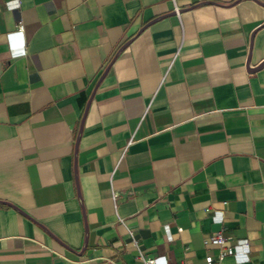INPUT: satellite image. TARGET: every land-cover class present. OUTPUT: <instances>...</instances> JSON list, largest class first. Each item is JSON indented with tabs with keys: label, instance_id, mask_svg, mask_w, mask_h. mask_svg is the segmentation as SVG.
<instances>
[{
	"label": "crops",
	"instance_id": "1",
	"mask_svg": "<svg viewBox=\"0 0 264 264\" xmlns=\"http://www.w3.org/2000/svg\"><path fill=\"white\" fill-rule=\"evenodd\" d=\"M175 5L0 0V264H264V0Z\"/></svg>",
	"mask_w": 264,
	"mask_h": 264
},
{
	"label": "built area",
	"instance_id": "2",
	"mask_svg": "<svg viewBox=\"0 0 264 264\" xmlns=\"http://www.w3.org/2000/svg\"><path fill=\"white\" fill-rule=\"evenodd\" d=\"M172 2L174 3L175 12L178 13V8L175 5V0H172ZM17 30L23 31V24L21 22L17 23ZM113 197H115L114 194H113ZM130 239L134 244L136 243V241L134 239V235L131 232H130ZM203 243L205 245H212V246H215L217 248L218 252H217L216 257L218 260H222L224 257L233 254L232 246H230L226 243L225 237L223 236L221 231L215 232L214 234H212L208 238L204 239ZM137 258H139L141 260L142 264H157L155 257H146L143 254V251L141 249H138ZM212 261H213V256L207 255L205 257V262L207 264H211ZM179 264H185V263L180 262Z\"/></svg>",
	"mask_w": 264,
	"mask_h": 264
},
{
	"label": "clouds",
	"instance_id": "3",
	"mask_svg": "<svg viewBox=\"0 0 264 264\" xmlns=\"http://www.w3.org/2000/svg\"><path fill=\"white\" fill-rule=\"evenodd\" d=\"M18 6V5H17Z\"/></svg>",
	"mask_w": 264,
	"mask_h": 264
}]
</instances>
